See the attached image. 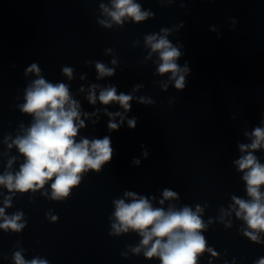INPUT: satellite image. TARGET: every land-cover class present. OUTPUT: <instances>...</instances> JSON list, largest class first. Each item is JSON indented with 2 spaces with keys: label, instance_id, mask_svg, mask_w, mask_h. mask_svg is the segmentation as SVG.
<instances>
[{
  "label": "clouds",
  "instance_id": "obj_1",
  "mask_svg": "<svg viewBox=\"0 0 264 264\" xmlns=\"http://www.w3.org/2000/svg\"><path fill=\"white\" fill-rule=\"evenodd\" d=\"M111 3V8L104 4L100 8L116 24H122L125 18L139 23L152 15L148 11H142L141 5L134 0H111ZM100 23L105 27L112 26L107 21ZM168 31L161 29L163 35H147L145 44L152 52L159 54L158 73H171L170 79L175 81L176 89L183 90L185 74L189 69L187 65L183 68L178 65L181 51L168 40ZM112 63L115 64L116 61L113 60ZM96 70L99 73L98 78L114 74V70L103 63H97ZM27 71L35 73L39 78L27 88L26 102L21 106V111L33 116L34 122L23 136H17L8 144V148L15 146L18 149L25 162L15 174L6 172L0 175V186L6 187L9 192L26 193L42 189L51 181V198L60 200L68 197L71 190L80 184L83 173L89 170L100 171L104 164L111 161V140L105 136L94 140L84 138L77 142L78 132L85 124L81 119L80 105L72 99L68 85L48 82L40 76L41 70L36 64H32ZM72 71L69 67L63 68V74L69 79L72 78ZM96 87L97 85H91L89 89L87 99L91 104L97 101ZM98 99L104 105L119 103L128 111L132 96L123 93L117 95L116 88L110 86L100 91ZM108 115L114 118L120 113ZM128 124L130 128H134L135 119L129 120ZM108 128L117 130L119 125L110 121ZM252 136L254 139L250 145H240L241 152L264 146V128H256ZM13 161L14 158L8 161L9 168ZM134 162L139 163L138 160ZM236 164L240 171L245 172L243 179L247 184V194L251 197L250 201L235 196L232 198L238 206L236 216L242 218L251 230L245 231L244 235L253 242H259L257 233L264 232V193L260 191L264 186V165L251 152L236 161ZM125 195L131 197V202L115 201L116 223L112 224V228L117 235L131 229L142 237L140 245L132 249L134 253L138 254L141 249H145L144 256L149 259L158 257L160 264H197L200 255L211 251L201 234L206 225L201 219L203 209L199 205L195 211L188 206L180 210L169 207L165 211L163 208H154L147 198H137L132 192ZM163 198L161 204L164 200L177 198V194L165 189ZM10 206L11 198L6 197L4 207L0 208V218H3L0 228L19 232L24 227L20 223L23 213L6 216L5 208ZM52 219L55 220L56 217ZM211 254L217 255L214 251ZM14 260L15 264H47V261L39 259L25 261L20 252L15 253ZM258 264H264V259H260Z\"/></svg>",
  "mask_w": 264,
  "mask_h": 264
}]
</instances>
